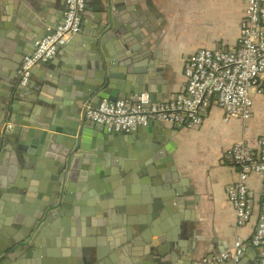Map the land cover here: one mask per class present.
<instances>
[{
  "label": "crops",
  "instance_id": "obj_1",
  "mask_svg": "<svg viewBox=\"0 0 264 264\" xmlns=\"http://www.w3.org/2000/svg\"><path fill=\"white\" fill-rule=\"evenodd\" d=\"M66 2L0 0L3 45L21 51L31 44L32 53L36 48L32 41L63 21ZM86 2L81 31L59 47L52 61L34 67L25 88L29 93L22 96L27 114L21 119L40 135L29 134L18 124L0 148V248H4L0 264H199L204 257H220L236 240L251 239L264 201V177L251 175L257 203L244 226L238 223L227 188L239 172L229 149L245 138L255 144L264 133V97L255 89L249 120H226L214 101L200 126L160 122L153 133L138 134L131 141L108 134L93 136L104 129L96 123L76 155L73 191L63 196L70 198L49 201L52 206L63 204L62 212L39 222L47 225L38 230L43 234L38 236L39 245L33 251L23 246L25 242H5V229L26 211H40L47 201L43 197L52 189V179L43 175L41 164L56 145L53 136H63L52 119L62 110L56 98L68 100L76 81L92 82L102 74L87 56L86 45L109 57L108 71L116 80L153 68L158 76L151 94L155 101L165 102L186 89L185 67L198 49L240 46L247 10V0ZM108 4L133 41L101 32ZM147 52L151 54L144 56ZM4 60L0 58V81L9 72ZM19 83L20 69L14 86L23 91ZM5 149H13L12 155ZM255 151L259 153L257 146ZM173 167L181 178L175 184ZM259 252L260 248L248 246L239 260L225 264H256Z\"/></svg>",
  "mask_w": 264,
  "mask_h": 264
},
{
  "label": "built area",
  "instance_id": "obj_2",
  "mask_svg": "<svg viewBox=\"0 0 264 264\" xmlns=\"http://www.w3.org/2000/svg\"><path fill=\"white\" fill-rule=\"evenodd\" d=\"M86 4V0H67L63 21L39 39L33 53L25 58L20 69L22 85L29 84L37 64L53 60L60 45L81 31ZM185 74L186 89L169 101H151L149 92L115 101L104 99L97 107H88L87 117L116 132H131L151 121L195 128L204 123L210 106L217 101L226 120L235 117L249 120L256 102L251 91L255 89L264 97V0H247L237 49L222 46L198 49L188 59ZM256 146L259 153L255 151ZM228 155L239 167V172L228 185L227 194L239 225L244 226L254 215L257 203L250 187L251 175L257 173L264 177V133L255 144L250 138L237 141ZM252 245L260 248L256 264H264V201L251 239L236 240L220 257H204L199 264L237 261Z\"/></svg>",
  "mask_w": 264,
  "mask_h": 264
},
{
  "label": "water",
  "instance_id": "obj_3",
  "mask_svg": "<svg viewBox=\"0 0 264 264\" xmlns=\"http://www.w3.org/2000/svg\"><path fill=\"white\" fill-rule=\"evenodd\" d=\"M105 13L106 16L104 19V25L102 26L103 28L101 30L104 35H115L118 38L126 40L127 42L134 40L132 35H129V33L126 31V28L120 23L116 12L114 9H112L110 4H108L106 7ZM40 25L43 26V24ZM0 27L4 28L1 23ZM46 34H48V31H46L43 35ZM4 35L5 34L0 30V58L5 59L3 63L7 66V69H9V72L7 70L8 74L0 81L1 149L5 146L7 141L10 140L9 136L7 135L11 134L14 130H17L16 125L18 124L19 127L26 128L25 131L27 133L37 136L40 135V131L29 129L30 124L24 123L21 119L23 115L27 114V109H24L20 102L24 100V97L22 96L29 93V90L25 89L27 85L21 84V74L19 85L23 88V91L21 89L15 88L14 86L16 83V73L19 71V69H21L25 58L31 52V44L21 51H16L12 47L3 45L2 40ZM98 37H100V35H98ZM35 38V40H38V36H35ZM34 42L37 41H32V43ZM61 46L63 45H60V47ZM92 49V47L87 45L84 47V50L88 51L87 56L89 57L90 61L97 65L102 74L99 73L97 79L92 82L88 81L86 83L82 81H76L74 86L70 87L71 91H74L72 97L70 96L71 99L69 98L68 100H63L56 98V103L60 105L62 110H57L52 119L55 121V123H57V131L62 133L63 136H53L56 145L50 149V158H43L42 160L43 163L41 165L43 166V175H46L52 179V189L51 191L48 190V194L43 197L45 200H47L45 202V206L40 207V211H26L25 217L21 218V220L18 222L10 224V226L5 229V236H3L7 244H18L25 242L23 246H27L29 250L32 249L34 251V247L39 245L38 236L43 235H40L38 230H44L47 228L46 223L42 225V223L39 222L44 218H46L45 220H50L53 215H57L58 217V213L62 212L60 208L63 206V204L52 206L49 201L61 199L62 203L64 200L70 198H63V196L65 194L69 196V192L73 191L74 185L72 183V176L74 175L75 169L79 162L76 155L83 146V139L90 132L91 127H95L98 124L97 122H94V124L93 122L88 124L87 109L89 106L97 107L104 99L115 101L120 98H134L142 92H149L151 101L157 102L155 101L150 90L153 88V84L156 80L155 78L158 76V72L155 73L153 68H148L141 70L136 76L128 77L123 80H116L114 75L108 71V66L111 65L109 57L105 53H95V51ZM150 54V52H147L144 54V56H148ZM149 62L154 64L155 59L151 58ZM30 91H32V89H30ZM80 105L83 106L81 107V110ZM159 124L160 122L151 121L147 125H141L131 132L120 131V133H117L116 131H109L108 128L104 126V129H102L99 135H97L98 133L92 135L100 138L104 137L106 134L115 135L116 137L120 136L124 139L128 138L131 141L133 138H136L138 134H144V132L153 133L152 131L154 126ZM100 126L101 125H99V127ZM181 127L183 126L181 125ZM5 150L9 151L12 155L13 149ZM21 151L25 152L26 150L25 148H21ZM26 154L28 153L25 152L24 155ZM44 167H46L47 170ZM173 170L175 178L172 177L174 178L172 183L175 184L181 178L177 175L180 173L176 167H173ZM53 194H56V196ZM36 228L38 229L36 230ZM14 232H17L18 235L13 234ZM155 235L157 236L158 234ZM3 249L0 248V257H3L4 255Z\"/></svg>",
  "mask_w": 264,
  "mask_h": 264
}]
</instances>
